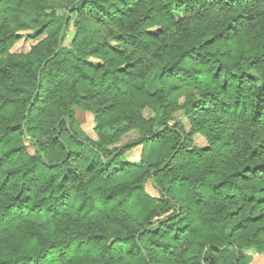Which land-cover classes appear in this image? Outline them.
Returning <instances> with one entry per match:
<instances>
[{"label":"trees","instance_id":"1","mask_svg":"<svg viewBox=\"0 0 264 264\" xmlns=\"http://www.w3.org/2000/svg\"><path fill=\"white\" fill-rule=\"evenodd\" d=\"M24 3L45 37L14 56L25 25L0 0V264H245V250L264 254V133L229 162L221 119L206 124L223 113L264 132V0ZM152 70L155 91L144 86ZM75 107L93 115L96 140L72 129ZM179 111L189 131L169 123ZM195 134L207 147L192 148ZM139 145V165L120 160ZM152 178L158 196L145 191Z\"/></svg>","mask_w":264,"mask_h":264},{"label":"rangeland","instance_id":"2","mask_svg":"<svg viewBox=\"0 0 264 264\" xmlns=\"http://www.w3.org/2000/svg\"><path fill=\"white\" fill-rule=\"evenodd\" d=\"M5 11L7 15H16L19 17L20 22L25 25V28L18 31V39L12 48L9 50L10 54L14 56L24 55L30 51V49L37 45L45 35L37 34L38 28L34 24H32V19L34 17V6L29 3H24L23 5H19V0H6ZM4 11V10H3ZM217 13L215 10L210 11L209 20L212 22L217 19ZM224 16H230V13L227 11H223L220 13ZM157 28L151 29V31H155ZM111 27V31H114ZM104 31V30H103ZM106 32V31H105ZM245 32V30H243ZM65 45L70 44V36L65 40ZM240 46H242V42L240 38L234 37L231 42V47L234 50H237ZM139 53H137V56ZM0 59L7 60L8 58L5 55H1ZM159 72L158 70H152L144 83L146 89L151 91H155L159 89L161 84L158 80ZM183 97L178 98V104H182ZM74 113V124L72 129L74 132L81 138H89L92 140L97 139V132L95 130L96 124L93 119V115L88 112L81 110L77 107L73 109ZM142 115L144 118H152L155 115V112L150 108H144L142 110ZM221 119V125L216 126L217 129L221 131L222 134V144L227 143V158L229 162L233 160H240L242 157V151L245 148L244 144L248 142L249 139H258L263 135L262 129H254L245 125L243 122L238 121L235 117L223 114V113H214L211 112L209 118L206 121L207 123H217V121ZM175 122H182L185 130H190V125L188 120L184 117L181 111L176 112L170 118L169 123L173 124ZM136 132L129 133V136L124 138L117 146H123V144L129 139H135L137 137ZM116 146V147H117ZM205 148L207 147L206 139L203 135L195 134L193 136L192 148ZM142 154V146L139 145L134 147L128 151H126L121 156V161L124 163L139 165L140 157ZM145 191L151 196H158L156 190L152 187V184L149 179L144 180ZM247 259L245 264H264V254L257 252L255 249L250 248L244 251Z\"/></svg>","mask_w":264,"mask_h":264},{"label":"water","instance_id":"3","mask_svg":"<svg viewBox=\"0 0 264 264\" xmlns=\"http://www.w3.org/2000/svg\"><path fill=\"white\" fill-rule=\"evenodd\" d=\"M67 18H68V12H67V14H66L65 25H66V22H67ZM65 25H64V27H65ZM61 46H62V42L59 41V43H58V49H59ZM151 183H154L153 178L151 179ZM236 256H238V251H236Z\"/></svg>","mask_w":264,"mask_h":264}]
</instances>
